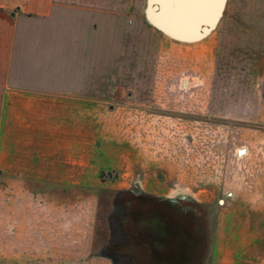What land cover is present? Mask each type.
I'll use <instances>...</instances> for the list:
<instances>
[{
	"label": "rangeland",
	"instance_id": "374dc122",
	"mask_svg": "<svg viewBox=\"0 0 264 264\" xmlns=\"http://www.w3.org/2000/svg\"><path fill=\"white\" fill-rule=\"evenodd\" d=\"M147 20L135 84L112 124L169 196L143 181L66 197L0 180V264H76L92 238L112 239L103 249L117 264H157L160 251L193 256L164 264H264V0H228L218 26L194 42Z\"/></svg>",
	"mask_w": 264,
	"mask_h": 264
},
{
	"label": "crops",
	"instance_id": "0c3cea01",
	"mask_svg": "<svg viewBox=\"0 0 264 264\" xmlns=\"http://www.w3.org/2000/svg\"><path fill=\"white\" fill-rule=\"evenodd\" d=\"M139 7L140 0H0L1 181L57 186L66 197L143 181L148 193L169 196L112 124L127 98L122 90L135 84L136 33L147 20ZM109 170L115 178L102 175ZM95 240L72 262L117 264L103 249L112 239Z\"/></svg>",
	"mask_w": 264,
	"mask_h": 264
},
{
	"label": "water",
	"instance_id": "95a60500",
	"mask_svg": "<svg viewBox=\"0 0 264 264\" xmlns=\"http://www.w3.org/2000/svg\"><path fill=\"white\" fill-rule=\"evenodd\" d=\"M228 0H147L148 21L167 35L194 42L220 23ZM138 191V188H135Z\"/></svg>",
	"mask_w": 264,
	"mask_h": 264
},
{
	"label": "flooded vegetation",
	"instance_id": "af4514ba",
	"mask_svg": "<svg viewBox=\"0 0 264 264\" xmlns=\"http://www.w3.org/2000/svg\"><path fill=\"white\" fill-rule=\"evenodd\" d=\"M180 247L185 248L184 245H181ZM181 253H183V252H181ZM179 254H180V252L175 253V252H172V251L152 252L151 259H154V257H155V261H156L157 264H161V263H163V261L164 262H170L171 261V263H173V262L174 263H179V262H185L186 263V261H188V262L191 261V258L193 257L192 253L191 254H189V253L184 254L183 253V254H180L181 256ZM164 258H166V260Z\"/></svg>",
	"mask_w": 264,
	"mask_h": 264
}]
</instances>
